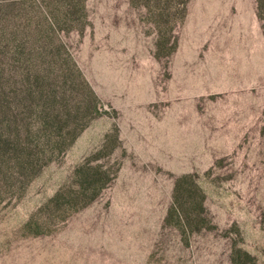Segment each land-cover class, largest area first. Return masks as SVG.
Masks as SVG:
<instances>
[{"label": "rangeland", "instance_id": "rangeland-1", "mask_svg": "<svg viewBox=\"0 0 264 264\" xmlns=\"http://www.w3.org/2000/svg\"><path fill=\"white\" fill-rule=\"evenodd\" d=\"M0 264H264V0H0Z\"/></svg>", "mask_w": 264, "mask_h": 264}]
</instances>
